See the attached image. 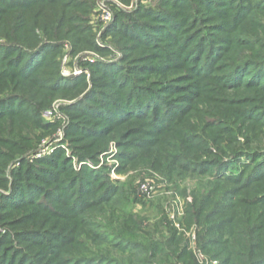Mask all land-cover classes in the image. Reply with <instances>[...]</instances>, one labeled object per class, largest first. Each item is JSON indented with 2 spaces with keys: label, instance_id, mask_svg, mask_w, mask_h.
Listing matches in <instances>:
<instances>
[{
  "label": "rangeland",
  "instance_id": "1",
  "mask_svg": "<svg viewBox=\"0 0 264 264\" xmlns=\"http://www.w3.org/2000/svg\"><path fill=\"white\" fill-rule=\"evenodd\" d=\"M29 1L0 0V264H221L236 210L264 246V0Z\"/></svg>",
  "mask_w": 264,
  "mask_h": 264
},
{
  "label": "trees",
  "instance_id": "2",
  "mask_svg": "<svg viewBox=\"0 0 264 264\" xmlns=\"http://www.w3.org/2000/svg\"><path fill=\"white\" fill-rule=\"evenodd\" d=\"M29 4H32V0H30L26 6H28ZM235 213H237L236 220L233 221L232 224L228 223L229 228H227L224 231V234L221 235V237H226V238L214 242H209L210 246L218 247L216 255H218L219 257H223L221 264H241V260L246 264H256L257 262L250 259L252 258L251 255H254L255 251L256 253L264 252V246L259 245L255 247L254 245H251V251H250L251 255L246 253L243 254L242 247H244V244L246 243L248 238L252 237L254 231V230L252 231V229L254 228H252L251 222L249 224L248 223L244 224L245 219L242 221V210L240 211L236 210ZM243 225L245 226L243 227ZM221 229H223V227H221ZM258 231L260 233V229L257 230V232ZM257 238H256L257 239L256 242L260 243V237L258 236ZM160 242L156 241L155 239H152L151 242L148 243L147 245L140 244L138 248L141 249V254L154 258L156 257L157 253H160L164 250V246H162L161 244L162 242L161 243ZM126 243L128 244V242ZM131 243L132 246L136 244L133 241H131ZM168 243H169V247L172 248V251L174 252L176 250L180 251L178 257L182 258L185 255L186 253L185 248L181 247V245L178 243V240H176V236H172L168 240Z\"/></svg>",
  "mask_w": 264,
  "mask_h": 264
},
{
  "label": "built area",
  "instance_id": "3",
  "mask_svg": "<svg viewBox=\"0 0 264 264\" xmlns=\"http://www.w3.org/2000/svg\"><path fill=\"white\" fill-rule=\"evenodd\" d=\"M154 190L155 187L152 186L149 182L141 186V193L145 195L147 199H151L152 195L154 194Z\"/></svg>",
  "mask_w": 264,
  "mask_h": 264
}]
</instances>
